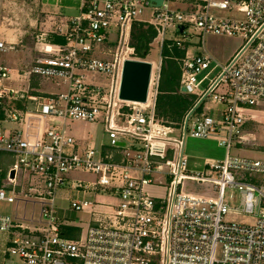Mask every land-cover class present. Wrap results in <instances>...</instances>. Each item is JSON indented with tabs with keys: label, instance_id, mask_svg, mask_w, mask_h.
<instances>
[{
	"label": "built area",
	"instance_id": "1",
	"mask_svg": "<svg viewBox=\"0 0 264 264\" xmlns=\"http://www.w3.org/2000/svg\"><path fill=\"white\" fill-rule=\"evenodd\" d=\"M78 1L79 14L56 29L63 42L45 43L47 34H37L42 52L23 73L62 78L67 93L39 95L6 86L13 70L0 65V152L15 156L6 172L0 168V200L31 201L34 212L38 206V216L0 214L4 254L25 264H264V160L229 154L231 147L264 152L256 137L242 135L264 114V0ZM223 10L237 16L215 13ZM135 23L155 29L161 54L165 47L185 50L179 58V91L195 96L198 107L177 126L183 139L172 137L174 126L156 116L160 70L151 78L146 103L119 99L124 61L134 58L125 53L129 48L134 53L129 41ZM169 26L179 39L165 37ZM189 26L201 32L202 51L196 55L189 51L195 36ZM112 27L118 34L113 41ZM211 34L242 39L225 64L212 68L216 60L204 47ZM15 48L0 38V52ZM87 72L111 77L108 89L89 81ZM208 98L211 105H205ZM115 99L123 104L114 111ZM68 120L103 122L107 145L116 150L103 154L89 140L78 139L67 131ZM187 135L217 141L227 149L225 157L192 172L184 152ZM73 170L97 175L72 183L83 198L72 200L71 208L91 213L85 238L65 235L56 205L65 175ZM185 180L211 182L218 198L184 193ZM226 187L240 191L238 207L224 201ZM99 193L118 201L93 210L86 197ZM231 213L253 222L227 221Z\"/></svg>",
	"mask_w": 264,
	"mask_h": 264
},
{
	"label": "rangeland",
	"instance_id": "2",
	"mask_svg": "<svg viewBox=\"0 0 264 264\" xmlns=\"http://www.w3.org/2000/svg\"><path fill=\"white\" fill-rule=\"evenodd\" d=\"M2 0V4H3ZM176 5L183 9L185 7L184 2H178ZM1 7V6H0ZM17 8H20L18 6ZM49 8L56 9L54 5H51ZM7 10H3V15H6ZM19 10L13 11L12 14H7L5 22L4 20L0 19L4 22V25H6L9 29H18L20 30H28L24 31L20 37L19 31H13L12 32V38L18 42L19 44L16 46L15 50H11L8 52H0V59H2L7 65H10L11 69H18L16 71L20 70H30L34 61V56L36 54L35 52V43H36V35L40 32H31L29 30H37V27H35L32 23V20L30 18L27 19L26 15L19 14ZM63 14H78V11H75L73 9H69L68 12H62ZM216 14L221 16H229L234 17L237 16V13L230 12V11H215ZM5 17V16H3ZM188 32L194 33L195 36L191 40V47L189 48L190 55H196L197 53L202 51L201 48V32L198 28L194 26L188 27ZM109 38L111 41L115 40L117 37V31L114 27L109 29ZM19 36V37H18ZM24 36V37H22ZM165 37L168 40H177L179 39V33L176 32L174 27L169 26L167 28V31L165 33ZM25 40L23 41V44L27 45H21V41L19 40ZM240 37H224L222 39L213 38L212 35H206L204 38V43L206 50L209 54L213 56V58L216 60L211 65V68L214 67L217 62L220 63V65H223L227 61V56L230 55L231 49L233 45H238L241 40ZM131 41V37H130ZM129 41V46H130ZM117 43L111 44V48L113 50L117 49ZM131 47V46H130ZM124 51H126V47H124ZM131 49H127V53L125 55L127 57H134V59H146L153 62V72L152 76L157 75L162 65L165 63V59H162L161 54V46H160V40L156 36L153 40H151L146 56H140L137 53L131 54ZM210 68V69H211ZM222 69L221 66L216 67L212 73L211 77H215L220 70ZM208 71L203 73L202 75H199V78H202L204 74H206ZM87 77L89 81L94 82L97 85L106 86L108 89V86L111 82V77L108 75L102 74V73H90L87 72ZM40 78V94L41 95H54V94H61V93H67L69 85L66 81H64L62 78H45L43 76H39ZM6 86L13 87L15 89H20L22 86H27V82L23 81L22 79H17L12 76L11 79L3 82ZM209 85V80H206L203 84V87L206 88ZM151 91H153V86L151 87ZM34 93V92H32ZM107 93V92H106ZM158 95V94H157ZM188 95V94H187ZM211 101V98H208V101L205 105H211L209 102ZM123 104L122 101L115 99V105H114V111L119 108ZM59 122L62 123V120H59ZM117 123H121V118H116ZM66 129L78 138H87L89 139L90 143H93L98 151L102 148L103 143L109 144V136L105 129V124L103 122L99 123H89L81 120H68L66 121ZM175 129L170 132V135L174 138H181L183 139V132L178 129L177 127H174ZM253 132L252 135H249L248 132ZM248 129H243V134L246 135L249 138H255L260 144H264V114L261 115L259 118V121L251 122V125ZM227 149L224 147H221L218 145L217 141L211 140V139H204V138H196L191 137L190 135H187L185 138V148L184 152L187 155L189 159V170H192V172L195 171H202L204 170V164L205 163H211L215 162L217 160L223 159L226 155ZM229 154L231 156H239V157H248L252 159H261L264 160V152L262 151H255V150H249V149H240L238 147H231L229 150ZM15 163V156L13 154L7 153V152H0V168L6 172L13 164ZM65 178L67 180V183L64 185L62 190L59 192V197L56 200V205L60 212L66 211L68 215L72 217L71 220L65 219L64 221L67 223H72L75 226H78L79 231L82 233V237L85 238L90 222H91V213L88 211H74L71 208V201L78 199H82L83 197L78 196L76 190L72 189V183L74 181H93L97 179V175L85 172L81 170H73L70 171L65 175ZM159 181V180H157ZM161 182L163 184L168 185L169 181L168 179H161ZM184 193L186 194H192V195H199L206 198H218V192L216 189H214L213 184L211 182H200L196 180H185L184 183ZM89 201L93 203V210H100L102 207L100 206L101 203L110 201L111 203L115 204L117 203V197L110 196L108 194H102L99 193L97 195H89L86 197ZM224 201L232 208L238 207L240 205L241 201V195L240 191L236 188L226 187L225 194H224ZM34 212V205L31 201L25 202V201H15L14 203H9L5 201L0 200V214L10 215L13 218H23L24 215L26 217H31ZM35 216H38V206L35 208L34 212ZM227 221H233V222H241V223H252L253 218L247 215H240V214H229L227 216ZM5 264H24L20 262V260L17 257L10 256Z\"/></svg>",
	"mask_w": 264,
	"mask_h": 264
},
{
	"label": "crops",
	"instance_id": "3",
	"mask_svg": "<svg viewBox=\"0 0 264 264\" xmlns=\"http://www.w3.org/2000/svg\"><path fill=\"white\" fill-rule=\"evenodd\" d=\"M2 0H0V19L4 20L6 19L7 14H12L13 11L19 10V12L22 15H26L27 19L30 18L32 20V24L37 27V30H29V31H40L38 34L41 33H45L47 34L45 37V43H51V44H57V43H61V41L63 42V38L61 36H59L58 34H56V29L57 27L62 23V21L68 19L69 17H74L77 16L79 14V1L78 0H61L59 3L56 2V0H4L3 4L1 2ZM51 5H54L56 7V9L53 8H49ZM18 6H20V8H17ZM6 9L7 13L6 15H3V10ZM69 9H73L75 11H78V14H63L62 12H68ZM19 13V14H20ZM5 16V17H3ZM0 20V38L6 40L7 42H14L16 44V46L19 44L18 42H16L13 38H12V32L13 31H19L18 29H9L6 25H4V22ZM26 32L28 30H20L18 34H20V37L22 35L23 32ZM213 38H217V39H222L224 37H229V36H218V35H213L211 34ZM37 36V35H36ZM35 36V37H36ZM19 37V36H18ZM24 37V36H22ZM241 42L238 45H233L231 46V53L229 56H227V61L229 60V58L235 53V51L239 48L240 44L242 43V39H240ZM21 41V43L25 40L21 39L19 40V42ZM28 42L26 44H21V45H27ZM43 46V43H39L36 39V43H35V56L33 57L34 59L36 57H38L41 54V47ZM204 47H205V43H204ZM206 49V47H205ZM226 61V62H227ZM0 65H5V66H10L7 65L2 59H0ZM11 68V67H9ZM13 70V77L17 78V79H22V82L26 81L27 82V86H22L19 90H25L27 92H34L33 94H39L41 95L40 92V75L37 74H32L31 76H27L25 77L23 75L24 71L28 70V69H24V70H20L19 72L12 69ZM17 105V104H16ZM18 105H22V103H18ZM57 123H61L59 122V120L57 121ZM66 124V123H65ZM66 127V126H65ZM68 131V129H67ZM78 138V137H77ZM78 139H83V140H89L87 138H78ZM84 142V141H83ZM108 143H103L102 148L100 149V152H102L103 154H106L108 152H112L115 151L116 148H113L111 146L107 145ZM59 215L61 216V218L63 219V226H68V227H63V230L67 232V234L69 236H71L72 238H78L82 235L81 231H79L78 226H75L74 224L67 223L64 220L65 219H69L71 220L72 217L70 215H68L66 213V211H63L62 213L59 210ZM92 222H90L91 224ZM4 239L5 236L0 234V264H5L6 260L10 257L6 254H4L3 251V246H4ZM21 262V261H20ZM23 263V262H22ZM25 264V263H24Z\"/></svg>",
	"mask_w": 264,
	"mask_h": 264
},
{
	"label": "trees",
	"instance_id": "4",
	"mask_svg": "<svg viewBox=\"0 0 264 264\" xmlns=\"http://www.w3.org/2000/svg\"><path fill=\"white\" fill-rule=\"evenodd\" d=\"M157 35L151 26L145 27L143 23H135L131 32L130 46L140 56ZM62 42V41H61ZM185 54L184 49L165 47L162 55L165 63L160 68V80L156 100V116L158 119L177 127L195 105L196 97L179 91L181 79V65L179 58ZM68 227V226H63ZM64 231V230H63ZM65 235L71 237L64 231ZM72 238V237H71Z\"/></svg>",
	"mask_w": 264,
	"mask_h": 264
},
{
	"label": "water",
	"instance_id": "5",
	"mask_svg": "<svg viewBox=\"0 0 264 264\" xmlns=\"http://www.w3.org/2000/svg\"><path fill=\"white\" fill-rule=\"evenodd\" d=\"M158 5L163 0H155ZM183 30V28H181ZM142 55H147V48H144ZM153 72V62L146 59L127 58L124 61L120 85H119V99L122 101L146 103L150 91L151 78ZM196 104L187 114L186 121L192 113L197 109ZM121 145L124 142H120ZM15 175V170H11V177Z\"/></svg>",
	"mask_w": 264,
	"mask_h": 264
}]
</instances>
